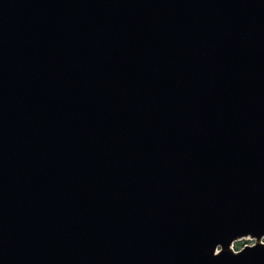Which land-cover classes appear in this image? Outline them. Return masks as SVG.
Masks as SVG:
<instances>
[{"label": "water", "instance_id": "water-1", "mask_svg": "<svg viewBox=\"0 0 264 264\" xmlns=\"http://www.w3.org/2000/svg\"><path fill=\"white\" fill-rule=\"evenodd\" d=\"M263 237L264 0H0V264H264Z\"/></svg>", "mask_w": 264, "mask_h": 264}, {"label": "rangeland", "instance_id": "rangeland-1", "mask_svg": "<svg viewBox=\"0 0 264 264\" xmlns=\"http://www.w3.org/2000/svg\"><path fill=\"white\" fill-rule=\"evenodd\" d=\"M254 242V239H251V238H241V239H238V240H235L233 242V248L235 250H237V248L239 249L240 247H242L244 244H251Z\"/></svg>", "mask_w": 264, "mask_h": 264}]
</instances>
